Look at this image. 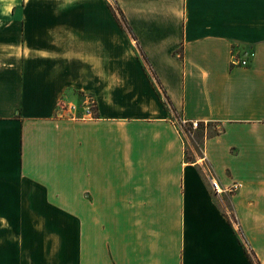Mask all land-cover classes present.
<instances>
[{
    "label": "crops",
    "instance_id": "1",
    "mask_svg": "<svg viewBox=\"0 0 264 264\" xmlns=\"http://www.w3.org/2000/svg\"><path fill=\"white\" fill-rule=\"evenodd\" d=\"M253 262L264 0H0V264Z\"/></svg>",
    "mask_w": 264,
    "mask_h": 264
},
{
    "label": "built area",
    "instance_id": "2",
    "mask_svg": "<svg viewBox=\"0 0 264 264\" xmlns=\"http://www.w3.org/2000/svg\"><path fill=\"white\" fill-rule=\"evenodd\" d=\"M232 62L247 64L248 58L245 56H243L242 58L237 57L236 54H233ZM94 107H95V99L92 94L88 93L82 96L81 101L79 103L70 102L68 106L65 107L62 106V109H66L68 112L74 115H76L77 111L80 109L82 110L81 117H88L93 114ZM175 125L177 126V128H179V132L184 136H189V135L192 136L195 129H197L199 126L202 127V129H205L206 124L205 123L201 124V121L197 119H187L184 117H177L175 119ZM209 179L213 190L215 192H220L221 187L219 186L218 181L215 178H213L211 175L209 176ZM236 186H237V182H233L232 184H230L228 189L233 190L236 188Z\"/></svg>",
    "mask_w": 264,
    "mask_h": 264
},
{
    "label": "rangeland",
    "instance_id": "3",
    "mask_svg": "<svg viewBox=\"0 0 264 264\" xmlns=\"http://www.w3.org/2000/svg\"><path fill=\"white\" fill-rule=\"evenodd\" d=\"M8 1V0H7ZM197 132H194L192 136H187L188 138H186V136H184L185 138V142L186 143V155L187 157H190L193 153V151H198L199 153H201V141L203 138V132L202 134L199 136L198 133L201 132L200 130L202 129H197ZM193 149V150H192ZM224 200V208L225 209H230L229 213H230V219L232 223H236V218L232 212V209L230 208V204H229V200L226 197H223ZM13 253L12 250H7V254H11ZM12 264V263H10Z\"/></svg>",
    "mask_w": 264,
    "mask_h": 264
},
{
    "label": "trees",
    "instance_id": "4",
    "mask_svg": "<svg viewBox=\"0 0 264 264\" xmlns=\"http://www.w3.org/2000/svg\"><path fill=\"white\" fill-rule=\"evenodd\" d=\"M123 19V18H122ZM202 126V125H201ZM197 129H202V127H198ZM197 129H195V131L194 132H197L198 130ZM203 130V129H202ZM202 130H200L201 132H199L198 133V135L200 136L201 134H202ZM254 264H256L255 262H253Z\"/></svg>",
    "mask_w": 264,
    "mask_h": 264
}]
</instances>
